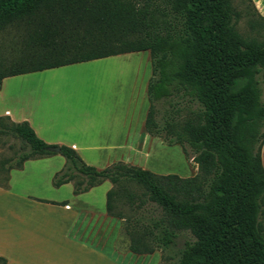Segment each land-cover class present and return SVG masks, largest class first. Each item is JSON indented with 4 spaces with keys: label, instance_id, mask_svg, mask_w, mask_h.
Here are the masks:
<instances>
[{
    "label": "trees",
    "instance_id": "trees-1",
    "mask_svg": "<svg viewBox=\"0 0 264 264\" xmlns=\"http://www.w3.org/2000/svg\"><path fill=\"white\" fill-rule=\"evenodd\" d=\"M247 1L256 17L248 22L253 36L236 30L241 12L233 0H0V84L147 52L144 132L189 151L196 173L156 175L122 163L97 170L72 149L45 144L26 122L0 118V134L24 146L7 167L55 155L49 149L58 147L64 165L53 187L71 182L77 194L108 181L105 211L121 220L132 254L164 252L186 232L193 241L184 243L177 264H264V16ZM10 33L4 44L1 37ZM6 50L13 52L9 60ZM177 94L197 108L180 120L165 113L159 124L154 103ZM6 163L0 160V170Z\"/></svg>",
    "mask_w": 264,
    "mask_h": 264
},
{
    "label": "crops",
    "instance_id": "crops-1",
    "mask_svg": "<svg viewBox=\"0 0 264 264\" xmlns=\"http://www.w3.org/2000/svg\"><path fill=\"white\" fill-rule=\"evenodd\" d=\"M249 1L255 12L264 16V0ZM24 75L27 74L1 81L0 118L15 124L26 122L45 144L72 149L86 165L97 170L115 163L138 165L135 160H139L137 151L154 140L143 129L146 114L138 129L135 122H130L129 116L124 115L125 119L117 123L118 130L99 127L92 131L89 120L84 126L72 125L58 130L53 125L55 118L48 114L56 112L45 103L55 96L56 89L46 87L38 79L29 85V79L19 78ZM149 77L143 81L141 95L134 92L123 101H100L94 110H71L70 113H103L102 116H108L112 124L113 113H146L145 90ZM121 150L126 151L124 156L119 153ZM57 156L55 153L27 160L20 168L9 169L4 165V170H0V174H4L0 184V257L5 259V264H42V261L58 264L57 259L68 262L63 264H124L103 251L107 245L118 256H131L132 259L156 256L155 264H159L160 251L136 255L127 248H117L122 224L121 220L108 216L105 211V193L111 188L108 181L77 194H73L71 182L52 186L53 176L64 165ZM260 162L264 170V142L260 147ZM4 176L6 182H3Z\"/></svg>",
    "mask_w": 264,
    "mask_h": 264
},
{
    "label": "rangeland",
    "instance_id": "rangeland-1",
    "mask_svg": "<svg viewBox=\"0 0 264 264\" xmlns=\"http://www.w3.org/2000/svg\"><path fill=\"white\" fill-rule=\"evenodd\" d=\"M234 7L241 12V18L236 24V30L243 36L253 33L248 29L249 21H256V17L252 14L251 6L247 0H233ZM263 33V32H262ZM14 35H3L1 40L7 43ZM12 41V40H10ZM12 43V42H11ZM11 48V44L8 48ZM2 56L9 60L13 56V52L6 50ZM150 76V60L147 52L130 53L120 56L105 58L102 60H94L87 63L68 65L61 68L50 69L42 72L30 73L23 77L29 79V85H33L34 79H38L42 84L51 89H56L55 96L51 100H45L50 110L56 113H48L55 118L53 125L62 130L67 126H84L89 120V128L95 130L109 127L118 130V121L124 120V115L129 116L130 122H135V128H139V122L146 113H113V119L108 121V116H102L103 113H70L74 111L94 110L105 100H126L134 92L141 95L140 88L143 81ZM139 105V104H137ZM146 106V103H145ZM156 121L160 124L162 116L167 113V117L171 116L175 120L182 119L188 110L197 108V104L186 96L177 94L171 100L164 102H155ZM89 116L91 117L90 119ZM139 120V121H138ZM133 126H131L132 128ZM122 128V126H121ZM125 128V127H123ZM160 137H152L154 140L148 142L144 149L137 151L136 160L138 165L135 167L142 168L156 175H176L179 178H189L196 173V166L191 161V154L188 151L184 154L179 145H167ZM158 138V140L156 139ZM165 140V139H164ZM21 142L8 134H0V160H5L7 166H15L18 157L23 151ZM119 153L124 156L126 151L121 150ZM59 159H64L59 155ZM4 175V174H3ZM2 174H0V184L2 182ZM137 192L135 188H131ZM117 209L124 214H129L126 207L117 204ZM264 234V217L262 219ZM120 238L118 239L117 248L124 250L127 248V237L122 229L120 230ZM193 238L186 232L177 234L172 246L164 252H160L159 264H177L178 252L183 248L184 243L192 242ZM126 242V244H125ZM110 246L103 247V251L111 258L118 260L124 264H155L156 256L126 258L118 256L111 252ZM37 256V255H36ZM43 258L42 255H38ZM66 259V258H65ZM58 264L68 263L57 259ZM42 264H53L45 263Z\"/></svg>",
    "mask_w": 264,
    "mask_h": 264
},
{
    "label": "water",
    "instance_id": "water-1",
    "mask_svg": "<svg viewBox=\"0 0 264 264\" xmlns=\"http://www.w3.org/2000/svg\"><path fill=\"white\" fill-rule=\"evenodd\" d=\"M49 151H51L53 153H58L59 149H58V147H54V148H50Z\"/></svg>",
    "mask_w": 264,
    "mask_h": 264
}]
</instances>
